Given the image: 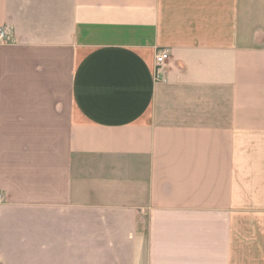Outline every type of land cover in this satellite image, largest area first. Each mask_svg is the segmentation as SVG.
<instances>
[{
	"label": "crops",
	"instance_id": "obj_1",
	"mask_svg": "<svg viewBox=\"0 0 264 264\" xmlns=\"http://www.w3.org/2000/svg\"><path fill=\"white\" fill-rule=\"evenodd\" d=\"M0 28V264H264V0H0Z\"/></svg>",
	"mask_w": 264,
	"mask_h": 264
},
{
	"label": "built area",
	"instance_id": "obj_2",
	"mask_svg": "<svg viewBox=\"0 0 264 264\" xmlns=\"http://www.w3.org/2000/svg\"><path fill=\"white\" fill-rule=\"evenodd\" d=\"M5 37L4 31L0 28V39H3ZM170 59V52L168 50H163L158 52L157 57H156V62H157V68L158 71L164 66V64ZM156 74V79L160 80V74Z\"/></svg>",
	"mask_w": 264,
	"mask_h": 264
}]
</instances>
